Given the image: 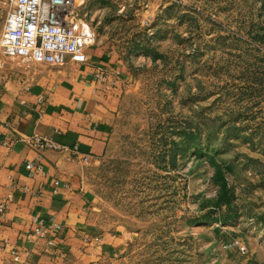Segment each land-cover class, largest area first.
Returning a JSON list of instances; mask_svg holds the SVG:
<instances>
[{
  "label": "rangeland",
  "instance_id": "obj_1",
  "mask_svg": "<svg viewBox=\"0 0 264 264\" xmlns=\"http://www.w3.org/2000/svg\"><path fill=\"white\" fill-rule=\"evenodd\" d=\"M76 5L131 78L88 166L98 264H264V0Z\"/></svg>",
  "mask_w": 264,
  "mask_h": 264
},
{
  "label": "crops",
  "instance_id": "obj_2",
  "mask_svg": "<svg viewBox=\"0 0 264 264\" xmlns=\"http://www.w3.org/2000/svg\"><path fill=\"white\" fill-rule=\"evenodd\" d=\"M12 7L0 0V38ZM114 49L97 38L85 64L48 66L6 57L0 48V205L7 206L0 212V264H98L120 250V235L99 226L88 178V166L107 153L131 80ZM33 135L68 151H36L27 141ZM38 219L61 226L49 236L53 248L49 238L26 241Z\"/></svg>",
  "mask_w": 264,
  "mask_h": 264
},
{
  "label": "built area",
  "instance_id": "obj_3",
  "mask_svg": "<svg viewBox=\"0 0 264 264\" xmlns=\"http://www.w3.org/2000/svg\"><path fill=\"white\" fill-rule=\"evenodd\" d=\"M77 1L80 0H10L13 7L6 16L0 38L2 53L6 57L48 66H62L68 62L85 64L88 61L87 51L94 46L96 35L82 19ZM96 79L103 81L105 77L97 74ZM27 141L36 151H68L66 147L38 135L31 136ZM72 151L79 156L77 148ZM33 168L32 164L27 165L28 170ZM37 170L40 171V168L37 167ZM6 208V205H0V212L4 213ZM60 230V225L38 219L26 241L47 239ZM54 241L49 238L47 247L53 248ZM14 256L17 261L18 256Z\"/></svg>",
  "mask_w": 264,
  "mask_h": 264
}]
</instances>
